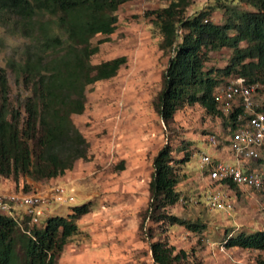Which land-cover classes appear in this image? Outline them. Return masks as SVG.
<instances>
[{
	"label": "trees",
	"instance_id": "1",
	"mask_svg": "<svg viewBox=\"0 0 264 264\" xmlns=\"http://www.w3.org/2000/svg\"><path fill=\"white\" fill-rule=\"evenodd\" d=\"M132 0H0V29L19 43L4 56L0 67V177L14 183L22 177L33 181L54 180L87 161L89 144L72 121L85 110L86 89L116 76L125 57L93 65L98 44L107 42L117 27V11ZM167 5L150 12L161 35L158 44L169 55L162 75L156 112L168 126L184 104H199L208 115L222 117L229 136L241 122V108L221 113L213 94L219 79L242 77L247 84L264 86V0H238L253 11L238 12L226 3L192 15L186 10L193 0H161ZM221 10L224 23L210 20ZM233 33V34H231ZM103 37L94 44L95 38ZM242 44V45H241ZM6 48L0 36V53ZM222 48L232 51L222 69L204 70L208 54ZM11 79V82H10ZM264 114V105L258 108ZM171 148L163 146L153 159L146 213L171 225L198 230L188 222L162 212L178 201L177 180L171 166ZM186 154L181 161L186 163ZM264 167V160L257 162ZM231 189H237L230 184ZM22 192V191H17ZM24 193V192H22ZM90 203L72 207L65 217H50L25 234L12 218L0 215V264H56L77 221L90 212ZM29 218L21 225L27 229ZM225 248L264 250V231L226 239ZM155 264H189L186 254L163 242L150 244ZM193 264H200L194 262Z\"/></svg>",
	"mask_w": 264,
	"mask_h": 264
},
{
	"label": "rangeland",
	"instance_id": "2",
	"mask_svg": "<svg viewBox=\"0 0 264 264\" xmlns=\"http://www.w3.org/2000/svg\"><path fill=\"white\" fill-rule=\"evenodd\" d=\"M226 4L238 12L253 11L238 0ZM166 5L161 0H132L120 6L115 32L107 42L98 44V51L91 58L93 65L118 57H125L126 63L112 79L90 85L85 93L84 112L72 117L89 144L90 159L76 161L71 170L54 180L22 177L16 184L0 177V193L10 189L46 198L50 186L64 187L71 203L62 207L51 203L47 216L36 215L41 224L50 217H65L72 207L91 204L90 212L76 222L78 231L69 238L56 264H155L150 244L157 241L171 247L174 254L185 252L189 264H264V250L224 246L231 236L264 231V185L225 190L207 180L199 167L198 155L207 145L208 136L215 134L222 142L226 133L224 119L208 115L199 104H184L166 126L156 112L169 55L158 48L161 35L149 13ZM211 6L214 5L209 0H193L186 15ZM212 12L211 21L224 23L221 10ZM0 36L6 43L5 51L0 53V67H4L5 54L19 41L6 36L2 29ZM99 40L103 37L92 42ZM231 54L228 48L210 52L204 70L224 68ZM227 80L220 78L218 86ZM255 103L258 107L264 105V92L257 93ZM166 144L171 148L179 198L162 212L198 230L157 220L158 215L151 211L145 214L153 159ZM223 149L232 162L226 145L218 146L215 154ZM186 154L189 160L182 163ZM244 166V171L264 172L257 162L246 161ZM217 190L227 196L232 209H207V196ZM14 212L22 214L24 209L16 207Z\"/></svg>",
	"mask_w": 264,
	"mask_h": 264
},
{
	"label": "built area",
	"instance_id": "3",
	"mask_svg": "<svg viewBox=\"0 0 264 264\" xmlns=\"http://www.w3.org/2000/svg\"><path fill=\"white\" fill-rule=\"evenodd\" d=\"M259 92H264L263 85L247 84L242 77H231L223 86L216 88L213 94L217 109L224 115L238 107L244 114L238 117L241 123L229 136H220L221 143L215 134L207 138V150H216L218 146L226 145L232 162L214 157L211 151L205 150L206 148L198 155L200 170L205 173L207 180L225 190H231L230 184L239 189L264 185L263 171H244L246 161L264 160V114L258 111L259 107L255 103V96ZM46 194L45 198L42 194L3 191L0 193V215L14 219L25 234L31 235V229L41 225L36 215L47 216L51 203L62 207L72 201L64 187L59 184L50 186ZM205 205L211 211L232 209L227 196L219 190L210 192ZM16 207H22L24 212L16 214ZM24 218H29L27 229L21 225Z\"/></svg>",
	"mask_w": 264,
	"mask_h": 264
},
{
	"label": "crops",
	"instance_id": "4",
	"mask_svg": "<svg viewBox=\"0 0 264 264\" xmlns=\"http://www.w3.org/2000/svg\"><path fill=\"white\" fill-rule=\"evenodd\" d=\"M206 148V149H205ZM204 149L206 150V151H211L212 152V154H213V156L214 157H216V158H219V159H227V157H225V150L223 149L222 150V152H219L218 154H215V150H212V149H209L208 148V150H207V147L206 146H204ZM227 151V150H226ZM3 191H12V190H10V189H5V190H3Z\"/></svg>",
	"mask_w": 264,
	"mask_h": 264
}]
</instances>
